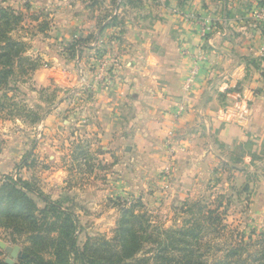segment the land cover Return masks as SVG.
Returning a JSON list of instances; mask_svg holds the SVG:
<instances>
[{"label":"crops","instance_id":"obj_1","mask_svg":"<svg viewBox=\"0 0 264 264\" xmlns=\"http://www.w3.org/2000/svg\"><path fill=\"white\" fill-rule=\"evenodd\" d=\"M0 5L39 14L40 21L46 15L52 22L46 34L28 39V55L44 63L32 74L34 87L61 83L65 93L47 119L51 139L61 126L71 127L66 93L79 87L80 75L68 48L83 40L85 55L96 50L118 64H112L107 86L97 89L88 124H95L101 137L122 144L142 137L152 148L153 137L165 140L178 155L184 185L199 182L198 172L211 175L220 164L235 173L237 185L245 174L241 171H257L249 212L264 229L263 25L235 12L228 17L233 8L225 0H126L121 6L118 0H0ZM208 12L218 27L204 43L188 17ZM202 47L206 61L186 89ZM68 73L70 83L63 80ZM183 103L186 111L177 116ZM18 126L19 120L0 117V179L20 176ZM48 148L56 152L58 147Z\"/></svg>","mask_w":264,"mask_h":264},{"label":"rangeland","instance_id":"obj_2","mask_svg":"<svg viewBox=\"0 0 264 264\" xmlns=\"http://www.w3.org/2000/svg\"><path fill=\"white\" fill-rule=\"evenodd\" d=\"M225 1L233 8L228 17H233L235 12L253 19L256 9L262 6L259 0ZM23 14L26 17L21 26L23 30L16 28L12 36L23 37L29 46L26 56L39 68L44 66L42 60L28 55L31 52L28 39L40 33L39 24L33 20V15ZM34 17L40 18V15ZM92 57V53L85 55L82 51L70 59L80 75L79 87H72L66 93L71 127L61 126L55 139H51L47 119L65 94L59 86L61 83L56 87L37 89L32 80L35 71L22 74L18 66L14 68L15 75L5 89L8 96H0V117L3 122L20 121L19 133L15 131L20 135V176L5 177L28 183L30 191L27 193L39 210L45 208V199H48L61 202L64 209L75 213L81 225V232L77 235L80 249L91 238L114 240L124 210L132 209L135 215L145 217L146 224L151 226L148 235L153 241L160 232L167 234V231L191 227L190 223L199 217L198 210L202 208L203 215L216 210L221 219L214 226L204 223L198 238L196 251L200 248L199 255L204 264L223 260L234 249L242 255V261L259 248L262 250L264 229L258 228L249 212L251 204L255 203L249 196L256 191L257 171H241L245 174L237 185L235 173L220 164L211 175L209 171L206 174L200 171L199 182L184 185L179 180L182 170L179 169L178 155L168 149L171 146L165 140L153 137L151 152V143L148 148L147 139L142 137L131 144L101 137L96 125L88 124L87 116L97 89L107 82L96 81L98 65L92 63ZM69 74L63 75L64 82L70 83ZM111 75V72H105L104 78L108 80ZM53 143L58 147L56 152L48 148ZM165 239L163 236L159 241ZM23 240L14 230L0 226V261L18 264L27 260L28 243ZM16 247L26 256L25 259L12 256ZM154 247L153 242L147 243L143 255L150 258ZM238 256L236 259L240 260Z\"/></svg>","mask_w":264,"mask_h":264},{"label":"trees","instance_id":"obj_3","mask_svg":"<svg viewBox=\"0 0 264 264\" xmlns=\"http://www.w3.org/2000/svg\"><path fill=\"white\" fill-rule=\"evenodd\" d=\"M259 2L264 5V0ZM25 19L21 11L0 6V96L8 94L5 89L10 86L16 66L22 74L38 68V64L26 56L29 46L23 37L12 36L16 28L23 30L21 26ZM33 20L39 22L40 33L46 34L50 28L47 17L43 16L40 21L33 15ZM83 43V40H78L71 44L69 56L74 58L80 53L76 48ZM5 179L7 182L0 185V226L14 230L24 239L23 242L28 243V259L18 264H204L199 255L200 248L196 251L198 238L205 224L214 226L221 221L218 211H208L203 215L200 208L199 217L193 219L191 227L167 231V234L160 232L152 241L148 235L151 226L146 224L145 217L128 209L123 211L118 222L114 240L91 238L80 249L77 235L81 232V225L75 213L64 209L61 202L48 199H45L46 206L41 211L27 193L30 191L28 183L22 180L15 182L9 177ZM163 236L166 239L162 243L159 238ZM152 242L156 247L151 249L152 255L147 258L143 255L145 245ZM237 253L238 249L231 250L223 260L213 264H264V248H259L244 261ZM237 256L240 260L236 259ZM0 264L8 263L0 261Z\"/></svg>","mask_w":264,"mask_h":264},{"label":"built area","instance_id":"obj_4","mask_svg":"<svg viewBox=\"0 0 264 264\" xmlns=\"http://www.w3.org/2000/svg\"><path fill=\"white\" fill-rule=\"evenodd\" d=\"M125 1L126 0H118V5L121 6L122 4L125 3ZM188 20H191L196 23V25L199 28V35L202 41L204 43H209L213 33L218 27V20L216 19V17L212 13L208 12L207 15L205 16H189ZM253 20L264 26V5L259 6L256 9L255 13L253 14ZM83 47H84L83 45L78 46L79 49L78 51L82 52ZM92 54H93L92 63L94 65H98L97 71L99 73H98V79H96V81L100 80L102 81V83H104L105 81H107V79L104 78V73L114 72V69H111V66L113 64V66L118 67V64L115 60L111 63L105 55L101 54L96 50H94ZM206 57H207L206 51L204 50L203 47L200 48L199 53L194 56L196 66L192 69L191 76L187 79L186 89H189L191 85L194 83L199 72V64L204 63L206 61ZM260 57L264 59V46L260 51ZM108 66L110 67L107 69ZM185 111H186V105L184 103L180 104L178 106L176 115L181 116L183 113H185ZM4 182H7V180L5 178H2L0 180V183H4Z\"/></svg>","mask_w":264,"mask_h":264},{"label":"water","instance_id":"obj_5","mask_svg":"<svg viewBox=\"0 0 264 264\" xmlns=\"http://www.w3.org/2000/svg\"><path fill=\"white\" fill-rule=\"evenodd\" d=\"M12 256H13V257H18V258H21V257H22L23 259L26 258V256H25V255H22L20 249L17 248V247H16L15 249L12 250Z\"/></svg>","mask_w":264,"mask_h":264}]
</instances>
